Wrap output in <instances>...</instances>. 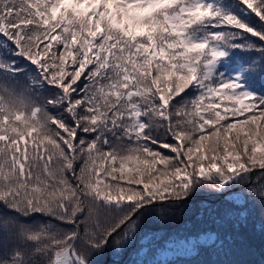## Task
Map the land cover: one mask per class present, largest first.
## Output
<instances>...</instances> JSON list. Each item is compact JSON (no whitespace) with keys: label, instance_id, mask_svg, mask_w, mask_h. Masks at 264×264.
I'll return each instance as SVG.
<instances>
[{"label":"snow or ice","instance_id":"snow-or-ice-1","mask_svg":"<svg viewBox=\"0 0 264 264\" xmlns=\"http://www.w3.org/2000/svg\"><path fill=\"white\" fill-rule=\"evenodd\" d=\"M201 192L183 256L264 235V0H0V264L154 256Z\"/></svg>","mask_w":264,"mask_h":264},{"label":"trees","instance_id":"trees-1","mask_svg":"<svg viewBox=\"0 0 264 264\" xmlns=\"http://www.w3.org/2000/svg\"><path fill=\"white\" fill-rule=\"evenodd\" d=\"M219 199L207 192L198 193L189 199L183 212L176 210L173 221L167 225L146 217L142 231L155 233L157 237L163 236L167 240L166 246L158 250L154 256L150 254L148 247H144L139 253L130 251L122 255L108 249L103 254L94 257L95 264H132L133 261L153 259L163 261L157 258L159 251L171 248L173 244L184 241L185 237H191L195 241V233L213 227L212 218L205 214L204 209L219 207ZM258 218L259 209L256 211L257 221ZM141 243L146 245L147 241H141ZM178 259L180 264H199L201 261L205 264H264V235L261 234L259 223L256 222L255 226L250 224L242 228L239 239L231 246L195 258L178 254L176 257L165 260L176 261Z\"/></svg>","mask_w":264,"mask_h":264},{"label":"rangeland","instance_id":"rangeland-1","mask_svg":"<svg viewBox=\"0 0 264 264\" xmlns=\"http://www.w3.org/2000/svg\"><path fill=\"white\" fill-rule=\"evenodd\" d=\"M194 239H196V238H194ZM183 243H184V241H179V242L173 244L171 248H166V249L159 251L157 258L165 260L166 258L176 257L178 254L182 253L181 246Z\"/></svg>","mask_w":264,"mask_h":264}]
</instances>
